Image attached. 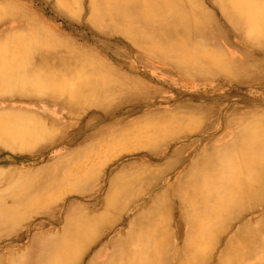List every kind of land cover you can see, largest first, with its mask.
<instances>
[{
	"label": "bare ground",
	"instance_id": "1",
	"mask_svg": "<svg viewBox=\"0 0 264 264\" xmlns=\"http://www.w3.org/2000/svg\"><path fill=\"white\" fill-rule=\"evenodd\" d=\"M79 1L43 6L77 46L0 26V151L47 139L0 153L23 167L0 170V224L31 203L64 222L7 264H264V0H86V38ZM93 178L88 207L39 203Z\"/></svg>",
	"mask_w": 264,
	"mask_h": 264
},
{
	"label": "rangeland",
	"instance_id": "2",
	"mask_svg": "<svg viewBox=\"0 0 264 264\" xmlns=\"http://www.w3.org/2000/svg\"><path fill=\"white\" fill-rule=\"evenodd\" d=\"M45 1L46 0H0V26L2 24H4V25L9 24V26H14L20 22H24V20H26L25 22H27L28 21L27 18L29 19V21H31L33 16H34L35 18H39L41 23L43 25H45V27L47 29H49L51 32L56 33L58 37H60L62 39L67 38V40L69 39L71 42L75 43V46L81 44L83 42V40L80 41L79 39L72 37L68 33V29H63L61 27V30H60V29L56 28V27L61 26V24H62L61 19L57 20V22H56V24L59 26L53 25V24L51 25L48 23L46 15H48L50 17H51V15L48 12L47 7H45V8L43 7V6H46ZM79 3L80 4L76 5L77 9H78L76 11V13L75 12L71 13L66 18L68 20V22L70 23V28H73L75 30V32H81L85 38L87 36H90L92 33H96V34L103 33L100 31L101 30L100 28L96 27L93 24H90V22L86 20V15H87L86 14V11H87L86 0H80ZM41 7H43L44 12L46 13V14L43 13L44 14L43 16L40 14L37 15V12H40ZM82 21L84 22L85 26H83V24L81 26L80 22H82ZM29 25H32V23H30ZM3 26L1 28H4ZM6 28H8V27H5L4 29H6ZM1 34L2 33H0V35ZM116 36H118V35H116ZM87 109H88V111L93 110V109L95 111L101 110L98 107H87ZM46 142H47L46 138H43L42 140H38L37 144H35L33 149L30 151H10L9 149H3V151H0V153H8L11 155L22 154V153L29 154V153L34 152V150H36L41 144H45ZM54 144H55V142L53 141V143H51L48 146V148L52 147ZM141 151H143V150H141ZM63 152H65V151H58V153H63ZM58 153H56L55 156L49 160V163L51 165H53L56 162V160L60 159L61 155H59ZM49 156H50V154H49ZM127 156L129 157V159H127L128 161L129 160H141L142 157H144V155L142 153H134V154H131L130 156L129 155H127ZM68 161H69V165H73L75 163H78L79 159L74 158V159H71ZM110 162L112 163L113 160ZM41 163H43V162H41ZM7 166H14V167L19 168V169L23 168V167H19L16 165H12L10 163V164H1L0 170L6 168ZM25 168H27V166ZM64 169L65 168H62L58 172L62 173L64 171ZM88 183H89V185L87 187H81L83 189L82 192L66 193L63 195L62 200H57L56 195H58V194L61 195L60 192H62L63 189H66L68 187L67 182H64L63 184L58 186V188L51 191V193H53V195L55 196V200L42 199L39 203L43 202L42 204H44V203L49 204V210L50 211L57 209L59 204L64 205L65 206V207L63 206L64 208H66L68 206L70 207L72 205H75L78 208L79 207H88L89 204L86 203L84 201V199H86L88 196H90L92 194V191L97 188L98 181L96 180V178H93ZM96 198H97V196L94 198V200ZM37 205L38 204H34V203L28 204L27 208L21 209L18 211L16 218H12L8 223L0 224V252H1L0 254H4L3 255V261L1 260L0 264H7L8 263V257H9L8 255L13 254L14 252H15V255H21L23 253L24 256H27V258L33 259L35 252L37 251V250L34 251L36 246H34L33 248H29V245H28L30 243L29 238H30V235L32 233L33 234H42L45 231H48V232H53V233L56 232V233L61 234L63 232V229H64L63 228V226H64L63 219H60L57 222L48 221L47 218L44 216L45 214H47V208L46 209H40V208L38 209ZM135 207L136 206H133V208H135ZM69 212H71V211H69V210L62 211L61 217L67 216ZM40 224H44L43 227H37ZM11 243L16 244L17 247L16 248H10L9 246H11ZM26 250H28V251H26Z\"/></svg>",
	"mask_w": 264,
	"mask_h": 264
}]
</instances>
